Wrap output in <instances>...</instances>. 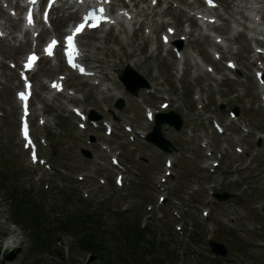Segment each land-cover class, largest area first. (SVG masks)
<instances>
[{"label":"rangeland","instance_id":"obj_1","mask_svg":"<svg viewBox=\"0 0 264 264\" xmlns=\"http://www.w3.org/2000/svg\"><path fill=\"white\" fill-rule=\"evenodd\" d=\"M112 1L123 4L124 0ZM171 4L163 17L153 16L151 10L140 14L137 19L144 18L145 25L132 24L133 35L101 29L81 37L89 65L100 67V83L89 85L82 78L68 77L65 94L74 99H66L63 94L51 98L48 81L56 78L61 68L48 70L46 62L40 63L33 77L35 85L37 77L42 86H35L33 106L38 114L45 112V124L38 125L39 118L35 117L33 131L49 168L30 162L18 136L19 109L14 90L20 81L10 62L17 63L27 49L14 55L16 42L0 39V221L6 222L0 224V264H104L79 247L77 238L82 232L78 234L75 224L60 225L63 218L69 221L68 215L75 216L76 212L101 215L105 225L101 232L106 230L118 238L127 224L138 221V228L146 229L142 247L151 248L152 253L143 257L145 252L140 250L141 257L132 253L134 257L130 256L128 262L119 260L118 264H264V110L254 78L260 61H251L253 45L243 36L236 37L232 45L237 51L224 52L222 62L214 61L207 51L212 39L184 40L186 51L198 60L199 52L205 64L215 67L213 74L226 79L219 83L206 79L205 66L195 77L188 63L181 74L176 57L162 49L158 36L165 32V25L176 21L178 33L174 38L179 40L184 36L182 29L188 27L186 14L178 15L179 1L171 0ZM161 20L167 22L157 26ZM151 26L156 28L155 33L146 38L144 30ZM230 28V23H223L214 31L229 35ZM94 45L97 47L92 52ZM230 59L243 76L225 67ZM128 63H133L138 85H145L136 96L117 79ZM106 85L108 90L100 92ZM119 99L122 108L115 106ZM162 101L169 102L164 112L173 110L184 119L180 130L161 125L163 137L171 144L168 152L140 136L153 126L144 117V107L163 111L159 107ZM67 102L111 122L113 134L108 136L104 128L94 130L88 124L81 130L78 118L68 112ZM235 108L238 123L250 132L233 123L228 125V111ZM211 118L227 126L224 134L214 131ZM123 124H131L133 141ZM202 142L215 151L213 157L206 155L210 148L204 149ZM103 146L112 148V153ZM237 147L242 148L241 153ZM118 152L121 155L117 156ZM112 154L126 169L122 186L114 182L118 170L110 163ZM167 158L175 167L171 169L173 175L162 183ZM214 161L220 165L211 171ZM223 192L229 195L227 199L214 197V193ZM14 197L21 200L18 209L22 213L26 214L25 208H29V214L30 209H37L34 216L40 217L45 227H37V219L30 215L16 216L11 201ZM203 210H209L208 216ZM209 239L225 246V257L210 251ZM6 242L11 246L6 248ZM106 245L109 258L118 259L115 256L121 252L120 245Z\"/></svg>","mask_w":264,"mask_h":264},{"label":"bare ground","instance_id":"obj_2","mask_svg":"<svg viewBox=\"0 0 264 264\" xmlns=\"http://www.w3.org/2000/svg\"><path fill=\"white\" fill-rule=\"evenodd\" d=\"M3 1H6V0H3ZM162 1V4L164 5V7L159 10V11H155L154 10V6H151V3L150 4H147V3H144L143 5H139V2L136 1V0H124L123 1V6L124 8L127 7L129 8L127 11L129 13V17L123 21V18L121 19H117L116 23V29H117V32L121 35H126L128 32H130L131 35H133L135 33V30L134 28H131V26L129 25V22L131 24L132 23H138L139 27L144 25L145 21H144V18L138 20L137 17L140 16V14H143V15H146L149 10H151V13L153 14V16L155 15H158V16H165V14H167V12L171 9L170 8V5L171 4V0H161ZM12 2V1H11ZM182 2V1H181ZM197 3V2H195ZM13 4V2H12ZM65 4V3H64ZM63 4V5H64ZM114 4V2H113ZM184 4L189 8V7H195L194 6V2H184ZM198 4V3H197ZM62 5V7H63ZM160 6V5H158ZM172 6V4H171ZM222 6H224V9H225V12L224 13H221V12H217V10H215V16H217L219 19H222L224 21H233L235 24L237 25H242L243 27L245 26L244 23L240 20L242 18H246L248 19V14L246 13V11L244 10L245 8V4L243 3L242 0H223V3H222ZM72 6H70L69 8L71 9ZM9 8H13V6H10ZM178 15L180 14H185V10L184 7L182 6H179L178 8ZM2 12V9H0V13ZM76 15H77V12L75 10H72V11H68L66 13V15H63L61 17L62 19V22H63V25H67L71 20L75 19L76 18ZM0 16L2 17L3 19V26L5 28V31H6V37H4L3 42L5 41H10V40H16V35L13 34V32L15 31V29L19 30L20 31V21H19V18H13L11 17L9 14L7 13H1ZM208 16H213V15H208ZM59 16H57L56 18L53 19V24H52V29H48V32L49 34H53V33H60L61 32V29L59 28V25L57 24V19H58ZM167 21L166 20H161L157 23V26L158 25H163L164 23H166ZM175 22L174 21V25H175ZM170 26L171 23H170ZM219 25H211L210 28L211 29H216ZM256 28V27H255ZM160 29V28H159ZM183 30V34L187 37V40L188 42H192V41H195L197 42L198 39H206L207 38V35L205 34H202L200 31L196 32V29H193V28H185V29H182ZM154 31H155V27H151V31L152 33H148L147 35L145 34V36H147L146 38H148L149 36H152L154 34ZM177 33H178V29L176 30ZM260 31V34H264V29H259ZM239 33L238 32H235V33H232V35H225L224 36V39L226 40V44L225 45H219L217 43H214V47L215 48H218V47H221L222 48V52H230V53H234L237 51V49H234L232 43H234L233 41L237 40V35ZM85 35V34H84ZM217 36H220V35H217ZM243 36H245V39H246V42L249 43L248 39H247V36L246 34H243ZM40 37H42L40 35ZM83 37V35L81 36ZM81 37H80V42L83 43L81 41ZM20 42L16 45H14V55H19L20 53H22L25 49L29 48L30 46V41H29V37H28V32H24L23 35H22V39L19 40ZM175 46V44H172V47ZM97 47V45H94V47H92V52H94V49ZM145 46H143L142 48H140V50L144 49ZM180 49L184 51V47H183V44H181L180 46ZM217 51V50H216ZM183 57H184V61L183 63L184 64H190L191 66L194 67V71H195V75H199L201 74L200 73V70H201V67L199 65V62L197 61V59H195V57L189 52V51H184L183 52ZM197 55H199L202 59V61H204V58L202 57V55L197 52ZM258 59H263L264 61V54L262 55H259L258 58H254L253 60H251L252 62H255L256 60ZM231 60V59H230ZM10 62V61H9ZM135 63L138 62V59H136L134 61ZM131 66H133V63H128V68L130 70L131 69ZM207 66V64H206ZM57 64H51L49 65L48 67V70H56L57 69ZM237 69V68H236ZM37 72V70L33 73V75ZM126 72H128V70H126ZM130 74L126 73V78L125 80L131 84L134 80V82L132 83L133 85H137L139 82L136 80V77H135V74H133L131 71L129 72ZM194 75V76H195ZM223 75L225 76V73H223ZM242 76H243V73H242ZM99 76L98 75H95L94 79H98ZM206 79H213V80H216L219 82H222V79H218L217 77H215V75L213 73H209L208 75H206ZM53 80V79H52ZM49 83L51 82V79L48 81ZM99 83H100V80H99ZM42 86V83L38 80V78L36 77V87L37 88H40ZM132 87V86H131ZM108 85H106L104 88H101L100 89V92H103L104 90H108ZM126 90V89H125ZM128 91V90H126ZM69 98H73L72 96H67ZM122 97V94H119L118 95V98H121ZM51 98H55V95H51ZM154 119L156 118L155 115H153ZM182 120H184L182 118ZM234 142H236V140H233ZM0 224L4 225L6 224L5 221H0ZM6 248L7 247H10L11 244L9 242H6L5 244Z\"/></svg>","mask_w":264,"mask_h":264},{"label":"trees","instance_id":"obj_3","mask_svg":"<svg viewBox=\"0 0 264 264\" xmlns=\"http://www.w3.org/2000/svg\"><path fill=\"white\" fill-rule=\"evenodd\" d=\"M11 201L14 203V210L16 212V216L21 215V214L30 215L32 219L33 218L34 220L37 219L36 221H34L37 227L39 226H42L43 228L45 227L44 222L41 220V218L38 217L37 215L34 216L35 213H38L37 209H30L32 211H31V214H29L28 213L29 208H25L26 210V214H25V213H22L23 212L22 210L18 209V205L21 202L20 199L14 197L11 199ZM68 220L69 221H67V218L66 219L63 218V222L65 223L60 221V225L69 226V224L71 225L75 224V226L78 228L77 230L78 234L79 232H82L81 235H79V238H77V244L79 245V247L82 248L84 251L100 258L104 264H118L119 260H121L123 263L124 262L126 263L128 262L129 260L128 258L130 256L134 257L132 253H134L136 257H141L142 252H145L143 254V257H144L146 254L152 253L153 251L151 250V248L149 249L146 247H142V244L144 242V241L142 242V237L146 229L142 228L140 230L137 225L138 221L135 222V225L129 226L127 224L126 229L122 227L121 229H123L122 231L123 233L120 235L121 237L118 238V236L116 237L115 234L113 235L112 233H109L106 230H105V233L101 232L103 231L102 229L105 227V225H103V220H102L101 215L97 213L89 212V213L80 214L76 212L75 216L68 215ZM71 221H74V222H71ZM17 223L18 222H16L15 224ZM40 231H39V234L42 233ZM108 235L109 236L111 235V238H109ZM108 238L111 240H108ZM111 242H117L121 248V252L120 253L118 252L117 255L115 256L118 259H115V260H113L112 258H109L110 255L107 253V249H106L107 247L106 244L107 243L110 244ZM140 250H142V252ZM160 264H164V261H160Z\"/></svg>","mask_w":264,"mask_h":264},{"label":"water","instance_id":"obj_4","mask_svg":"<svg viewBox=\"0 0 264 264\" xmlns=\"http://www.w3.org/2000/svg\"><path fill=\"white\" fill-rule=\"evenodd\" d=\"M120 79L123 81L125 85H127V81L125 80V74L120 76ZM128 86V85H127ZM128 90L131 91L134 95L137 94V88H129ZM119 106H122V103L119 104ZM176 117V118H175ZM169 118V119H168ZM172 118V119H171ZM176 120H175V119ZM171 119V120H170ZM164 122H168L169 124H174V126L179 129L182 125V120L180 117L176 114H173V112H169L168 114H158L156 118V125L154 127L153 132L149 134V139L151 141H155L159 146H162L164 150H168L169 142L162 137V134L160 132V125ZM220 199H226L228 197L227 194H219L217 195ZM210 245L212 248V251L215 254H220L222 256L226 255V248L223 244L218 243L216 241H210Z\"/></svg>","mask_w":264,"mask_h":264},{"label":"snow or ice","instance_id":"obj_5","mask_svg":"<svg viewBox=\"0 0 264 264\" xmlns=\"http://www.w3.org/2000/svg\"><path fill=\"white\" fill-rule=\"evenodd\" d=\"M105 2H107V0H105ZM209 2H210V0H209ZM101 13H103L104 12V9L103 8H101L100 10H99ZM32 21H31V16H29V23H31ZM87 23H88V21L87 20H85L84 22H81V23H79L76 27H75V30L70 34V35H68L65 39H66V41H67V43H68V45L70 46V47H72L73 48V51H75V47H74V37L77 35V34H79L85 27H86V25H87ZM90 26H92V27H96V26H98V24L97 25H90ZM58 42L55 40V39H53L52 40V42H51V44L49 45V47L46 49V54L47 55H52L53 53H52V48L53 47H55L56 46V44H57ZM38 59V57L33 53L32 55H30L29 57H28V67H31L32 66V64L36 61ZM19 95H20V98H21V100H26L27 99V97H26V95H25V93L24 92H21V93H19ZM25 136L27 137V126L25 125ZM36 157H35V155L33 156V159H35Z\"/></svg>","mask_w":264,"mask_h":264}]
</instances>
